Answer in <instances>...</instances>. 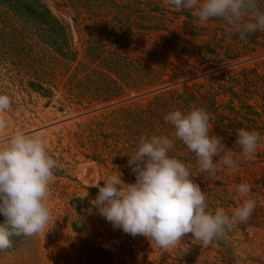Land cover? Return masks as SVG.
<instances>
[{"label":"trees","instance_id":"1","mask_svg":"<svg viewBox=\"0 0 264 264\" xmlns=\"http://www.w3.org/2000/svg\"><path fill=\"white\" fill-rule=\"evenodd\" d=\"M6 1L11 3V16L53 19L40 0ZM56 1L58 13L74 18L80 41L79 50L70 43L64 47L63 41L56 44L54 74H59L66 93L79 106L154 91L138 102L119 106L121 136L134 144L129 157L138 150L141 136H168L174 141L168 155L189 169L190 178L205 193L208 210L214 213L222 208L231 217L243 203L237 186L251 175L246 165L264 162V139L255 159L247 162L236 144L237 129L264 137V31L247 35L245 42L237 32L227 34L222 19L200 24L191 11L176 9L166 0ZM258 7L264 11V0H258ZM57 27L65 37L67 28ZM247 60L254 61L202 78ZM184 81L189 82L177 85ZM197 108L210 114V135L222 138L233 159L239 160L238 168L201 171L195 153L175 138L174 127L164 120L169 112L184 114ZM89 134L103 136L95 129Z\"/></svg>","mask_w":264,"mask_h":264},{"label":"rangeland","instance_id":"2","mask_svg":"<svg viewBox=\"0 0 264 264\" xmlns=\"http://www.w3.org/2000/svg\"><path fill=\"white\" fill-rule=\"evenodd\" d=\"M40 1L53 19L14 17L8 10L11 3L0 2V95L11 100L10 109L0 114L8 125L0 132V147H7L17 132L43 138L48 155L56 161L46 200L50 218L37 235L10 237L13 246L0 251V264H264V162L246 165L251 173L245 183L251 184L246 199L256 200L251 218L234 222L230 231L225 230L207 246L189 233L176 245L162 248L150 237H133L114 229L99 214L92 203L98 184L103 187L108 176L119 172L124 184L136 182L128 165L134 144L121 136L119 106L138 102L154 91L78 106L60 83L59 74H54L53 62L60 41L64 47L70 43L79 50L78 28L70 14L57 12L56 0ZM57 24L67 28L65 37ZM93 129L103 136L91 137ZM3 221L0 215V223Z\"/></svg>","mask_w":264,"mask_h":264},{"label":"clouds","instance_id":"3","mask_svg":"<svg viewBox=\"0 0 264 264\" xmlns=\"http://www.w3.org/2000/svg\"><path fill=\"white\" fill-rule=\"evenodd\" d=\"M176 9L191 11L200 24L210 19H222L226 33L239 34L242 41L256 31H264V11L258 0H166ZM251 17V19H248ZM11 100L0 95V114L10 109ZM174 127V136L195 153L201 171L217 172L223 166L236 169L239 160L233 159L231 150L222 138L210 135V114L193 109L182 114L175 110L164 116ZM0 115V132L7 128ZM264 139L256 131L237 129L236 144L242 149L247 161L255 159L259 142ZM174 141L168 136H141L138 150L129 157L128 165L136 176L134 184H124L121 173L112 174L99 187L93 205L113 228L135 237L151 238L159 247L177 244L186 234L205 246L212 243L233 223H244L251 218L256 200L247 198L251 186H237L242 205L231 217L222 208L214 213L208 210L205 193L190 178L189 169L179 160L168 155ZM219 157L214 163V158ZM56 161L47 153L42 137H28L15 133L0 147V251L13 246L12 236L31 237L46 227L50 211L46 200L49 184L54 179Z\"/></svg>","mask_w":264,"mask_h":264},{"label":"water","instance_id":"4","mask_svg":"<svg viewBox=\"0 0 264 264\" xmlns=\"http://www.w3.org/2000/svg\"><path fill=\"white\" fill-rule=\"evenodd\" d=\"M249 61H251V60H249ZM249 61H246V62H249Z\"/></svg>","mask_w":264,"mask_h":264}]
</instances>
